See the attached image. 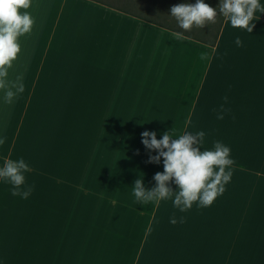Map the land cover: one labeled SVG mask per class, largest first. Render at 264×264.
I'll return each instance as SVG.
<instances>
[{"label": "crops", "instance_id": "0c3cea01", "mask_svg": "<svg viewBox=\"0 0 264 264\" xmlns=\"http://www.w3.org/2000/svg\"><path fill=\"white\" fill-rule=\"evenodd\" d=\"M179 3L196 0H31L22 9L35 23L9 69L24 91L0 159L23 158L33 191L13 196L0 178V264H264V11L252 32L224 17L210 46L152 22ZM145 131L173 140L203 131L202 150L230 147L224 192L185 211L175 193L138 202L135 181L152 189L164 171L163 157L149 162L159 150L142 143Z\"/></svg>", "mask_w": 264, "mask_h": 264}, {"label": "clouds", "instance_id": "9594fccd", "mask_svg": "<svg viewBox=\"0 0 264 264\" xmlns=\"http://www.w3.org/2000/svg\"><path fill=\"white\" fill-rule=\"evenodd\" d=\"M31 0H0V90L4 91V101L11 104L17 93L24 91L22 77L17 76L15 81L8 80L9 69L21 52L19 37L31 32L35 23L28 11ZM257 10L264 11L260 0H221L219 14L230 22L231 27L253 31L254 17ZM170 15L175 18L183 32H177L179 38L184 32H189L193 27L203 29L217 21V8L196 0V3H179L173 5ZM237 46L242 45L240 37H236ZM207 53L201 54V59H206ZM227 97H224L225 102ZM218 119L225 115L224 105L220 106ZM142 143L148 149H158L159 154L150 156L149 162L159 163L164 158V171L157 172L154 179L157 186L146 189L142 179L134 183L133 194L135 199L143 204L173 197V205L181 211L190 209L194 203L200 206H210L214 200L225 190V185L231 179V171L226 169L233 163L230 159V147L221 142H216L214 148L201 149L205 133L203 131L186 132L173 140L174 135L165 132L162 139L156 138V132L145 131L142 133ZM151 137V139H148ZM0 140V143H3ZM167 149V151H165ZM29 164L23 159L14 161L8 159L0 167V178L12 185L11 194L27 199L33 186L26 183V173ZM174 179L178 190L173 191L169 182ZM175 219L172 223H175Z\"/></svg>", "mask_w": 264, "mask_h": 264}, {"label": "trees", "instance_id": "16d2710c", "mask_svg": "<svg viewBox=\"0 0 264 264\" xmlns=\"http://www.w3.org/2000/svg\"><path fill=\"white\" fill-rule=\"evenodd\" d=\"M94 1L105 3V0H94ZM220 2H221V0H207V2H206V3L210 4L212 7L217 8L218 16H217L216 23L210 24L203 29L193 27V29L191 31L184 32L183 36H186V37H189L191 39L197 40L199 42L213 46L216 43V40L218 38L220 29H221L223 21H224V17L219 14ZM107 4L110 5L109 3H107ZM137 17L143 18L145 16H137ZM157 19L158 20L152 21V22L159 25V26L169 28L170 30H172L176 33L177 32H183V29L178 27L177 21L171 15H169V16H157Z\"/></svg>", "mask_w": 264, "mask_h": 264}, {"label": "rangeland", "instance_id": "374dc122", "mask_svg": "<svg viewBox=\"0 0 264 264\" xmlns=\"http://www.w3.org/2000/svg\"><path fill=\"white\" fill-rule=\"evenodd\" d=\"M10 81H15V80H10ZM4 91L0 90V140L2 139L4 133H5V127L6 123L8 122L10 118V114L14 108L15 105V98L11 104H8L4 101ZM1 145V143H0ZM3 159H0V167H3L4 165ZM48 170V169H47ZM51 174L49 175V177ZM261 227H264V223H258V234H257V240L259 244V235L264 234V228L260 231ZM260 231V232H259Z\"/></svg>", "mask_w": 264, "mask_h": 264}]
</instances>
